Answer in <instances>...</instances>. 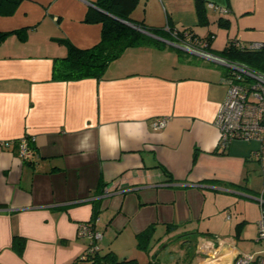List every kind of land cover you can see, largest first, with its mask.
<instances>
[{"label":"crops","instance_id":"obj_1","mask_svg":"<svg viewBox=\"0 0 264 264\" xmlns=\"http://www.w3.org/2000/svg\"><path fill=\"white\" fill-rule=\"evenodd\" d=\"M94 2L21 0L0 14V32H11L0 43V264H89L77 225L95 218L99 253L139 264L136 234L150 225L152 249L175 232L196 235L197 253L213 239L219 264L259 250L256 143L218 145L229 67L191 51L221 58L230 39L264 44V0H201L203 20L197 0H137L129 23L163 46L126 48L100 78H54L61 39L81 49L101 40L102 23L85 20Z\"/></svg>","mask_w":264,"mask_h":264},{"label":"trees","instance_id":"obj_2","mask_svg":"<svg viewBox=\"0 0 264 264\" xmlns=\"http://www.w3.org/2000/svg\"><path fill=\"white\" fill-rule=\"evenodd\" d=\"M20 1L21 0H0V14L12 13ZM136 2L137 0H95L94 4L96 9L90 7L87 11L85 20L102 23L101 40L90 48L81 49L74 46L66 39H61L60 41L65 42L68 52L64 57L54 58L53 77L60 80H72L84 77L100 78L104 74L108 64L118 58L126 48L145 44L163 46L164 44L161 43L160 40L140 30H148L142 23H133L129 25L123 22H130L129 13ZM201 3V0H197L198 15L200 20H203L205 15ZM185 30L188 33L190 32L189 29H184L182 31ZM182 31H178L177 34L182 36L184 34ZM10 33L11 32H0V43ZM15 33L20 35V38L24 37L22 35V30L15 31ZM158 33L163 34L162 31H158ZM210 39L211 35L204 39L203 42L205 46H208ZM233 42L234 39L228 40L226 47L220 52L221 58L228 62L245 65L253 71L264 74V49H243L235 46ZM178 54L180 56L183 55L179 50ZM224 71L225 76H228L233 70L224 68ZM154 231V226L150 225L143 231L137 233L136 246L145 252L149 251ZM13 245L18 250H21L24 245V239L15 238ZM85 262H89V264H139L135 259H120L112 251L100 254L99 249L90 255Z\"/></svg>","mask_w":264,"mask_h":264},{"label":"built area","instance_id":"obj_3","mask_svg":"<svg viewBox=\"0 0 264 264\" xmlns=\"http://www.w3.org/2000/svg\"><path fill=\"white\" fill-rule=\"evenodd\" d=\"M207 6L209 8L215 7L210 2L207 3ZM166 29L171 31L169 27ZM173 36L181 41V36L179 37L177 32H173ZM184 36L191 38V35L187 33ZM233 43L243 49H264L262 43L243 45L236 40ZM229 63L231 64L229 68L233 71L223 78L227 85V91L215 119L218 128V145L225 148L231 140L236 139L255 142L254 155L259 163V171L262 177L261 192L255 197L259 204L260 213L257 221V240L262 243V246L253 252L236 251L230 259V264H264V74L253 71L242 64ZM153 124L156 127H164L166 118L157 117ZM22 153H27L25 144ZM95 220L82 221L77 225V234L89 239L79 257L82 261H86L90 255L99 249L98 242L102 239V233L95 229ZM214 246V240L210 238L201 242L197 253L200 264H208L207 261L216 258L214 257L215 253H211ZM214 251L216 250L214 249Z\"/></svg>","mask_w":264,"mask_h":264},{"label":"rangeland","instance_id":"obj_4","mask_svg":"<svg viewBox=\"0 0 264 264\" xmlns=\"http://www.w3.org/2000/svg\"><path fill=\"white\" fill-rule=\"evenodd\" d=\"M197 241L196 235L184 239L182 235H177L175 232L166 233V237L162 239L157 248L152 249L151 247L150 252H144V262L141 264H200L195 255L197 254L195 251ZM212 261H217L216 263L219 264L217 258Z\"/></svg>","mask_w":264,"mask_h":264},{"label":"water","instance_id":"obj_5","mask_svg":"<svg viewBox=\"0 0 264 264\" xmlns=\"http://www.w3.org/2000/svg\"><path fill=\"white\" fill-rule=\"evenodd\" d=\"M123 21V20H122ZM123 22H125V23H127V24H129V25H132L131 23H129V22H127V21H123ZM142 32H144V33H146V34H148V35H150V36H153V37H156L155 35H153L151 32H149V31H147V30H144V29H140ZM157 38V37H156ZM183 48V47H182ZM183 49H185V50H187L188 51V49L187 48H183ZM189 51H191V49L189 50ZM191 52H194V53H199L200 55H202V56H204V57H207V58H209V59H212V60H215V61H217V62H219V63H221V64H223V65H226V66H228V67H230L231 66V64L228 62V61H226V60H224V59H221V58H218V57H216V56H213V55H209V54H204V53H202V52H195V51H191Z\"/></svg>","mask_w":264,"mask_h":264},{"label":"clouds","instance_id":"obj_6","mask_svg":"<svg viewBox=\"0 0 264 264\" xmlns=\"http://www.w3.org/2000/svg\"><path fill=\"white\" fill-rule=\"evenodd\" d=\"M107 143H109L112 147H119L120 146V142H119L118 138L115 135L110 137L108 139Z\"/></svg>","mask_w":264,"mask_h":264}]
</instances>
